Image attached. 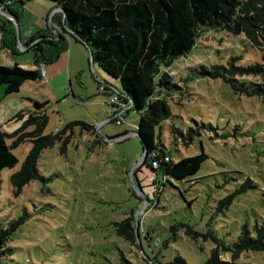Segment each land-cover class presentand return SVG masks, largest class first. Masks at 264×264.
<instances>
[{
    "label": "rangeland",
    "instance_id": "1",
    "mask_svg": "<svg viewBox=\"0 0 264 264\" xmlns=\"http://www.w3.org/2000/svg\"><path fill=\"white\" fill-rule=\"evenodd\" d=\"M53 6L0 0V65L17 62L32 70L34 44L59 36L66 41L56 60L41 62L44 77L8 94L0 85L2 131L21 126L14 118L20 110H42L43 133H61L41 150L39 177L20 190L10 177L31 142L13 148L17 163L0 170V229L19 223L1 264H162L176 256L204 264L217 247L230 260L232 252L221 245L232 247L242 226L255 235V225H264V93L239 90L255 89L264 72L211 78L201 69L264 64V49L243 34L209 28L189 52L159 68L154 82L165 70L172 82L161 93L171 115L155 128L160 146L172 162L201 151L207 156L195 174L163 182L160 172L141 163L138 112H125L118 101L111 106V97L122 92L119 79L92 64L83 42L51 25ZM73 121L88 127L65 128ZM130 216L135 243L117 233L116 224ZM235 261L264 264V250H243Z\"/></svg>",
    "mask_w": 264,
    "mask_h": 264
},
{
    "label": "trees",
    "instance_id": "2",
    "mask_svg": "<svg viewBox=\"0 0 264 264\" xmlns=\"http://www.w3.org/2000/svg\"><path fill=\"white\" fill-rule=\"evenodd\" d=\"M18 1L22 4L29 0ZM48 1L54 3L50 11L51 25H56L66 34L83 42L89 48L92 62L110 76L119 79L122 92L116 95L119 96L121 105L126 108L125 112L131 109L138 112L136 129L144 151L141 163H147L153 171L160 172L163 182L182 180L195 174L207 158L203 151L172 162L167 151L157 140L156 126L171 115L168 101L161 94L162 88L172 82L171 75L166 70L159 77L157 84L154 82V75L159 72L161 66L168 67L175 58L189 52L201 32L209 28L224 30L234 35L243 34L250 44L263 50L264 0ZM45 32L46 28L43 35ZM32 47L36 68L25 69L17 62L0 65V85H4L5 93L18 91L25 80L43 77L40 75L41 62L50 63L56 60L59 51L66 49V41L59 36L58 39L45 40ZM260 72H264V64L246 67L231 64L229 68L213 65L210 69H201V75L211 78ZM234 81L235 79L231 78L233 85ZM255 86L251 91L246 90L245 86L239 90L247 94L259 92L258 95H262L264 82L255 83ZM34 103L37 107L43 106L37 101ZM14 118L22 119V124L11 133L2 131L0 127V170L15 165L18 159L12 149L30 141L31 148L20 170L10 177L12 184L20 190L24 184L39 177L36 166L38 156L42 149L52 146L61 137V133H43L47 116L42 110H20ZM110 121L116 123L115 118ZM73 124L88 127L84 122L73 121L67 123L65 128ZM186 136L191 138L192 133L189 131ZM8 137L12 138L11 143L7 142ZM131 218L132 216L116 224L117 233L135 243ZM18 224V221H11L7 228L0 229V260L9 252L5 247L6 242L12 237ZM221 247L230 250L232 258H221L217 247L211 251L204 264H237L235 257L241 251L264 250V225H255V235H251L249 229L242 226L232 247ZM162 264L186 262L182 257L176 256Z\"/></svg>",
    "mask_w": 264,
    "mask_h": 264
},
{
    "label": "built area",
    "instance_id": "3",
    "mask_svg": "<svg viewBox=\"0 0 264 264\" xmlns=\"http://www.w3.org/2000/svg\"><path fill=\"white\" fill-rule=\"evenodd\" d=\"M40 75L44 77V75H45V71H44L43 69L40 70ZM110 101H111V106H113L112 103H113V102H116V101H118L119 104H120L119 96L116 95V94L113 95V96L111 97ZM121 106H122V105H121ZM124 108H125V107H124ZM122 110H124V109H122ZM120 122H121L120 120H117V119H116V123H120Z\"/></svg>",
    "mask_w": 264,
    "mask_h": 264
},
{
    "label": "water",
    "instance_id": "4",
    "mask_svg": "<svg viewBox=\"0 0 264 264\" xmlns=\"http://www.w3.org/2000/svg\"><path fill=\"white\" fill-rule=\"evenodd\" d=\"M57 33V32H56ZM91 62H92V59H91ZM92 64H93V62H92ZM137 136H139V134H138V132H137V130H136V132H134ZM143 156H144V154H143ZM143 156H142V158H143Z\"/></svg>",
    "mask_w": 264,
    "mask_h": 264
},
{
    "label": "crops",
    "instance_id": "5",
    "mask_svg": "<svg viewBox=\"0 0 264 264\" xmlns=\"http://www.w3.org/2000/svg\"><path fill=\"white\" fill-rule=\"evenodd\" d=\"M54 28V27H53ZM55 31H57V28H54ZM53 31V30H52Z\"/></svg>",
    "mask_w": 264,
    "mask_h": 264
}]
</instances>
